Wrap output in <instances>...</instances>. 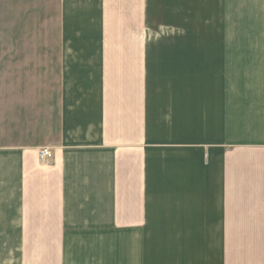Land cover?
<instances>
[{
  "label": "crops",
  "instance_id": "crops-1",
  "mask_svg": "<svg viewBox=\"0 0 264 264\" xmlns=\"http://www.w3.org/2000/svg\"><path fill=\"white\" fill-rule=\"evenodd\" d=\"M53 6L57 89L0 86V264H188L194 222L264 264V0Z\"/></svg>",
  "mask_w": 264,
  "mask_h": 264
},
{
  "label": "rangeland",
  "instance_id": "rangeland-1",
  "mask_svg": "<svg viewBox=\"0 0 264 264\" xmlns=\"http://www.w3.org/2000/svg\"><path fill=\"white\" fill-rule=\"evenodd\" d=\"M58 71L53 0L46 17L39 14L38 0H0V86L9 82L17 88L28 82L36 89L37 83L48 82L57 89ZM190 224L188 243L193 246L188 247V264H200L199 223Z\"/></svg>",
  "mask_w": 264,
  "mask_h": 264
},
{
  "label": "built area",
  "instance_id": "built-area-1",
  "mask_svg": "<svg viewBox=\"0 0 264 264\" xmlns=\"http://www.w3.org/2000/svg\"><path fill=\"white\" fill-rule=\"evenodd\" d=\"M51 156H52V153H51L50 149H47V148L42 149V151L39 154L40 159H47L48 160L51 158Z\"/></svg>",
  "mask_w": 264,
  "mask_h": 264
}]
</instances>
